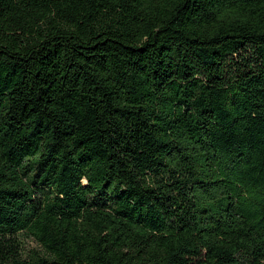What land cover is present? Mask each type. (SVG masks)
Listing matches in <instances>:
<instances>
[{
  "label": "trees",
  "instance_id": "trees-1",
  "mask_svg": "<svg viewBox=\"0 0 264 264\" xmlns=\"http://www.w3.org/2000/svg\"><path fill=\"white\" fill-rule=\"evenodd\" d=\"M0 264H264V0H0Z\"/></svg>",
  "mask_w": 264,
  "mask_h": 264
},
{
  "label": "rangeland",
  "instance_id": "rangeland-1",
  "mask_svg": "<svg viewBox=\"0 0 264 264\" xmlns=\"http://www.w3.org/2000/svg\"><path fill=\"white\" fill-rule=\"evenodd\" d=\"M21 240L23 242L25 252L31 249H39L38 245L31 238H22Z\"/></svg>",
  "mask_w": 264,
  "mask_h": 264
}]
</instances>
